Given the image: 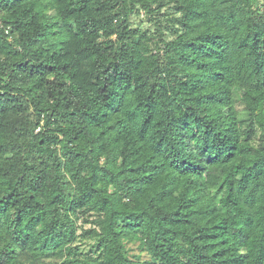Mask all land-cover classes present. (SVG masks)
<instances>
[{
  "label": "trees",
  "instance_id": "1",
  "mask_svg": "<svg viewBox=\"0 0 264 264\" xmlns=\"http://www.w3.org/2000/svg\"><path fill=\"white\" fill-rule=\"evenodd\" d=\"M0 264H264V0H0Z\"/></svg>",
  "mask_w": 264,
  "mask_h": 264
},
{
  "label": "rangeland",
  "instance_id": "2",
  "mask_svg": "<svg viewBox=\"0 0 264 264\" xmlns=\"http://www.w3.org/2000/svg\"><path fill=\"white\" fill-rule=\"evenodd\" d=\"M131 24L132 27H137L142 31H147L150 34H157L156 27L153 21L140 10L138 14L134 13L131 15ZM84 227H89V224H85ZM127 246L131 248V253H137L136 243L134 241H128Z\"/></svg>",
  "mask_w": 264,
  "mask_h": 264
}]
</instances>
